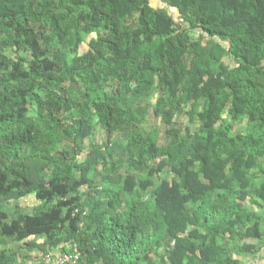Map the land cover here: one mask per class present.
Here are the masks:
<instances>
[{
  "label": "trees",
  "instance_id": "16d2710c",
  "mask_svg": "<svg viewBox=\"0 0 264 264\" xmlns=\"http://www.w3.org/2000/svg\"><path fill=\"white\" fill-rule=\"evenodd\" d=\"M159 1L177 10L190 28L227 41L225 52L237 66L220 61L214 73L202 54L199 68L185 66L187 29H177L173 17L149 0H0L1 242L63 252L77 243L88 264H154L149 255L163 246L160 264H237L224 241L242 240L245 251L264 245V0ZM91 33L95 36L74 58L70 73L87 95L109 79L156 80L167 99L157 100L153 113L167 122L178 107L173 102L178 95L204 99L195 113L199 132L192 136L173 134L165 144L119 147L116 154L108 148L113 165L125 159L137 171L150 159L172 157L171 180L155 182L149 170L146 178L128 172L121 183L97 175L90 155L79 160L43 152L44 134L55 135L51 121H60L61 102L51 96L54 88L48 83L59 77L61 59L48 56L41 40L47 35L78 52ZM8 48L13 58H4ZM133 52L141 54V61L127 72ZM114 87L93 103L109 135L125 130L133 111L119 105L123 84ZM138 110L142 116L148 113ZM240 122L245 132L234 131ZM74 125L79 141L91 132L82 120ZM24 148L29 152L21 154ZM243 153L262 159L255 164L256 176L241 169ZM195 183L204 186L201 193H195ZM149 187L151 198L142 201L137 190ZM24 193H35L33 212L16 207L10 218L7 200ZM13 258L0 252V264H14Z\"/></svg>",
  "mask_w": 264,
  "mask_h": 264
},
{
  "label": "rangeland",
  "instance_id": "374dc122",
  "mask_svg": "<svg viewBox=\"0 0 264 264\" xmlns=\"http://www.w3.org/2000/svg\"><path fill=\"white\" fill-rule=\"evenodd\" d=\"M41 2V0H38ZM149 3L154 8L164 9L174 19V25L177 29H187L189 34V52L185 54L183 64L190 67L192 71L195 68L200 67L201 59L199 56L202 54L203 60L212 68L214 73H217V66L223 62L228 68H235L237 63L233 58L225 51H227V41L220 40L218 38H211L194 28H190V25L186 20L180 16L177 10L171 7H167L159 0H149ZM95 33H91L86 37V41L82 43L78 52H69L63 45L50 40L47 35L41 40V45L46 54L55 59H61V68L59 70V77L51 81L49 86L54 88V94L52 97L59 98L61 104L56 113L57 118L60 120L58 125L55 121H51L50 126L54 130V137H47V133L44 135L46 141L43 146V152L49 156H57L62 153L67 158L76 155L79 160L85 159L87 156H91L95 159L94 169L99 176L109 175L116 177L119 182H123L125 175L128 172H136L141 178L148 177L149 170H151L150 177L159 182L162 179L171 180L173 178L171 167L174 163V159L171 157L161 156L155 157L146 161L141 169L136 170L131 166V162L124 161L115 163L113 165L112 158L108 153V148L114 147V154L118 152V148H131L133 150H139L148 145L152 141H156L159 144H165L169 136L176 134L178 136H192L194 133L199 132L200 122L198 121L195 113L196 110H200L203 106V98H195L192 95L182 96L178 95L173 102L178 103V107L172 111L169 122L163 115H155L153 113V106L156 101L163 98L167 99L166 94L157 85L155 80L153 84H149L146 79H132L116 81L115 79H109L97 93L90 92L87 95L85 86L76 85L70 79V73L74 64V58L77 55H81L87 50V42L91 37H94ZM224 47V51H220L219 46ZM201 50L203 52H201ZM4 58H13L14 52L8 48L2 51ZM57 56V57H56ZM219 58V61L217 57ZM63 57V58H62ZM3 59L0 57V60ZM4 60V59H3ZM202 60V61H203ZM141 61V54L133 52L127 72L133 71L135 65ZM204 62V61H203ZM3 73V67L0 65V74ZM144 74L147 75V72ZM206 79V77H205ZM123 84L124 93L122 94V100L119 101V105L125 108H133L131 114V121L129 126L122 130L119 128L113 134L109 135L99 123L96 111L93 107V103L98 101V98L103 97L106 93H111L113 87L116 88L117 84ZM122 88V87H121ZM176 104V103H175ZM146 108L148 113L142 116L139 112V108ZM166 108H169L167 106ZM225 119V115L219 117L217 125ZM75 120H82L91 127L90 134L82 141H79L72 128L75 127ZM129 120V118H128ZM127 123V122H126ZM246 124L244 122L236 123L234 125L235 132H245ZM56 132V133H55ZM54 144H58L55 146ZM51 145L53 147H51ZM29 152V148L21 150V154ZM57 152V153H56ZM61 156V155H60ZM104 156L105 158H103ZM243 163L241 169L248 172L250 175L256 176L259 174L258 168H256V162L260 159L255 158L251 153H243ZM137 159L134 162H137ZM195 193H201L204 190V186L200 183L194 185ZM232 191L234 196H238L239 187L237 184L232 185ZM151 187L141 190H137V196L142 201L147 202L151 198ZM37 200L35 193H24L19 197L11 198L7 200L6 206L9 213V217H15V209L19 207L21 211L33 212ZM243 209V207H241ZM240 209V210H241ZM246 242H255L254 240H245ZM33 242L41 243V240L34 238ZM243 241L232 242L231 240L224 241V246L228 248V254L237 264H264V245L258 250H244L242 248ZM41 249L39 246H25L22 243L13 242H1L0 252L4 251L6 254H14V264H37L27 259L33 251ZM167 248L165 246L158 248L157 254H150L149 258L154 264H160V256L165 253ZM17 252V253H16ZM42 264V263H38ZM46 264V263H44ZM144 264H148L144 262ZM162 264V263H161Z\"/></svg>",
  "mask_w": 264,
  "mask_h": 264
},
{
  "label": "built area",
  "instance_id": "2783aa9c",
  "mask_svg": "<svg viewBox=\"0 0 264 264\" xmlns=\"http://www.w3.org/2000/svg\"><path fill=\"white\" fill-rule=\"evenodd\" d=\"M69 252L63 251H36L30 255V260L35 263L46 264H88L86 254L77 243H73Z\"/></svg>",
  "mask_w": 264,
  "mask_h": 264
},
{
  "label": "crops",
  "instance_id": "0c3cea01",
  "mask_svg": "<svg viewBox=\"0 0 264 264\" xmlns=\"http://www.w3.org/2000/svg\"><path fill=\"white\" fill-rule=\"evenodd\" d=\"M42 264H44V263H42Z\"/></svg>",
  "mask_w": 264,
  "mask_h": 264
}]
</instances>
